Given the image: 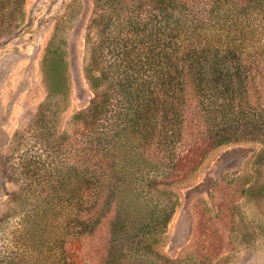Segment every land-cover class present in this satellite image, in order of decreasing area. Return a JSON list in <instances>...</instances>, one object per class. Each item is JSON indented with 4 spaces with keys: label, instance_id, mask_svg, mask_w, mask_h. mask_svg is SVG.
Masks as SVG:
<instances>
[{
    "label": "trees",
    "instance_id": "obj_1",
    "mask_svg": "<svg viewBox=\"0 0 264 264\" xmlns=\"http://www.w3.org/2000/svg\"><path fill=\"white\" fill-rule=\"evenodd\" d=\"M22 5L0 0V40ZM87 29L89 107L60 132L49 103L14 137L34 183L0 231V264H148L175 204L154 203L144 171L205 157L220 126H264V0H94Z\"/></svg>",
    "mask_w": 264,
    "mask_h": 264
},
{
    "label": "rangeland",
    "instance_id": "obj_2",
    "mask_svg": "<svg viewBox=\"0 0 264 264\" xmlns=\"http://www.w3.org/2000/svg\"><path fill=\"white\" fill-rule=\"evenodd\" d=\"M22 8L19 27L0 40V231L23 212L34 183L23 171L27 139L13 142L23 120L26 127L32 114L53 103L44 120L71 132L74 115L95 96L85 66L94 0H23ZM55 49L66 62L59 92L51 89L46 61ZM223 126L205 157L144 171L152 178L154 203L175 204L148 264H264V126ZM9 245L2 238L0 250Z\"/></svg>",
    "mask_w": 264,
    "mask_h": 264
}]
</instances>
